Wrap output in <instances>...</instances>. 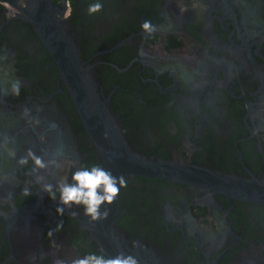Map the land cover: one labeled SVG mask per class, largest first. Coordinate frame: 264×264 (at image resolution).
<instances>
[{"label":"flooded vegetation","instance_id":"flooded-vegetation-1","mask_svg":"<svg viewBox=\"0 0 264 264\" xmlns=\"http://www.w3.org/2000/svg\"><path fill=\"white\" fill-rule=\"evenodd\" d=\"M94 2L52 0L53 17L131 149L264 180V0H99L89 15ZM26 11L25 0H0V264L107 255L82 207L58 215L59 194L43 190L79 167L106 165ZM29 151L54 163L21 165ZM125 180L115 249L158 264H264L263 204Z\"/></svg>","mask_w":264,"mask_h":264},{"label":"water","instance_id":"water-1","mask_svg":"<svg viewBox=\"0 0 264 264\" xmlns=\"http://www.w3.org/2000/svg\"><path fill=\"white\" fill-rule=\"evenodd\" d=\"M25 3L26 15L36 27L43 44L52 56L60 79L84 128L95 143L106 169L114 176L124 178L138 176L174 181L237 200L264 205V180L242 179L197 166L148 159L132 150L106 108L105 101L100 99L96 82L89 73L88 67L82 62L74 42L63 32L53 17L55 13L60 12L59 6L53 4L52 0H25ZM118 203L119 196L110 206V214L106 220L91 222L95 228H99L103 250L108 256H116L118 253L129 255L124 250L115 249L110 243L113 215ZM135 258L139 264H158L149 259L137 256Z\"/></svg>","mask_w":264,"mask_h":264},{"label":"clouds","instance_id":"clouds-1","mask_svg":"<svg viewBox=\"0 0 264 264\" xmlns=\"http://www.w3.org/2000/svg\"><path fill=\"white\" fill-rule=\"evenodd\" d=\"M102 7L103 5L99 0L90 4L88 7L89 15L99 13ZM142 28L146 33L154 31V27L150 21H145L142 24ZM13 92L19 95L18 82L13 86ZM29 159L40 169L48 167V163H54L51 161L46 163L31 151L18 162L21 165H25ZM125 186L126 180L123 176L116 177L104 166L93 164L90 167L77 168L72 173L70 180L68 177H63L55 185L51 183L44 184L43 190L54 201L57 200V193L59 194L58 200L60 206L56 209L58 215L62 216L66 209L71 210L73 206H77L82 207L84 216L90 218L91 222H99L108 218L110 206L118 198L121 188ZM62 223L61 221L57 225V230L62 227ZM57 264H63V261H58ZM71 264H139V262L134 256L125 255L124 253H118L116 256L89 253L83 257L73 259Z\"/></svg>","mask_w":264,"mask_h":264}]
</instances>
